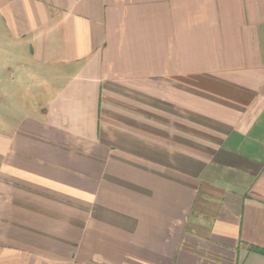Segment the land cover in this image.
<instances>
[{"label":"crops","instance_id":"0c3cea01","mask_svg":"<svg viewBox=\"0 0 264 264\" xmlns=\"http://www.w3.org/2000/svg\"><path fill=\"white\" fill-rule=\"evenodd\" d=\"M0 21V264H264V0Z\"/></svg>","mask_w":264,"mask_h":264},{"label":"rangeland","instance_id":"374dc122","mask_svg":"<svg viewBox=\"0 0 264 264\" xmlns=\"http://www.w3.org/2000/svg\"><path fill=\"white\" fill-rule=\"evenodd\" d=\"M3 24L0 21V36L3 33ZM5 38L1 37L0 39V46L3 45V47L0 48V80L1 82L3 80H6L5 77L8 75L7 71L9 68H12L14 71H17V59L11 54V52L6 51L7 50V42H5L4 40ZM13 44V43H12ZM25 56V55H24ZM21 58L23 57L20 56ZM27 57V56H25ZM18 84H20L19 82L15 83L13 90L10 91V94H13L16 90L18 86ZM36 85H39L38 83H36ZM28 86H30V84L28 83ZM39 88V87H38ZM37 88V89H38ZM21 91H18V95L17 97H19L21 99V94H19ZM15 100V97H14ZM18 100V99H17Z\"/></svg>","mask_w":264,"mask_h":264}]
</instances>
